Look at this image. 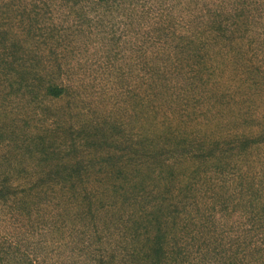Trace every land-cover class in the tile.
<instances>
[{"label":"rangeland","instance_id":"374dc122","mask_svg":"<svg viewBox=\"0 0 264 264\" xmlns=\"http://www.w3.org/2000/svg\"><path fill=\"white\" fill-rule=\"evenodd\" d=\"M45 1L29 19L0 0V177L78 169L71 182L95 193L48 205L46 264L111 261L89 259L93 233L132 213L175 230L177 264H264L246 190L264 188V0ZM8 52L18 62L2 74ZM18 225L3 214L0 235Z\"/></svg>","mask_w":264,"mask_h":264},{"label":"trees","instance_id":"16d2710c","mask_svg":"<svg viewBox=\"0 0 264 264\" xmlns=\"http://www.w3.org/2000/svg\"><path fill=\"white\" fill-rule=\"evenodd\" d=\"M108 1L112 2L111 0H97L99 4L105 3V5L108 4ZM3 2L7 3L2 5L5 7L22 5V10L29 19L45 17V8L47 7L45 0H3ZM30 13L33 17L29 16ZM31 32L29 30L28 34H31ZM5 54L1 59V63L4 65L2 74H6L10 70L14 61L15 63L18 62V55H12L9 52ZM19 67L20 74L16 75L15 79L21 81L23 72L22 58L19 60ZM46 90L48 96L54 100H59L63 96V89L57 85L53 86V84L49 83L46 86ZM156 157L158 155L143 157L147 160V168L152 164L151 160ZM77 174H79L78 169H54L53 171L44 172L46 177L31 183L22 180H9L4 174L0 177V216L4 214L7 218L14 217L16 222L20 224V226H17V230L12 226L11 232L4 236L0 235V264H46L42 251L43 247L47 245H44L45 242L40 241V239L44 229L47 231L50 228L51 219L44 220L48 205H59L62 202L61 198L64 191H69L72 195H75L77 190L80 189L85 192V194L82 193L84 199L90 196L93 198L95 195V193L94 195H92L93 193L91 194V189L85 191L84 187L77 185V182H71L72 176ZM158 176H162V173L159 172ZM55 180L62 182H53ZM258 189L259 197L257 199L254 189L246 188V190L254 193L249 203L252 206L248 211L252 215V220L258 216L264 218L263 185L258 184ZM55 190L58 192L57 197L53 196ZM95 190L96 193L99 191V189ZM113 190L115 191L116 188L114 187ZM105 192L102 190V193ZM176 214L178 212L174 210L172 215ZM142 219L148 221L147 225L136 222L135 213H132L129 215V224L127 226L113 227L112 229H105V231L95 229L93 238L102 246L89 251V259L92 260L94 256L99 254H108L114 256L110 258L111 261L100 260L98 264H112V259L114 258H119V264L184 263V259L177 252L178 241L175 230L169 229L167 223L162 222V217L158 214L147 215ZM21 228L27 229L28 233L24 235L18 234L17 231ZM78 232L81 235V239L82 236L85 238L84 232ZM111 235H114L113 241H111ZM196 254H199L198 250Z\"/></svg>","mask_w":264,"mask_h":264}]
</instances>
